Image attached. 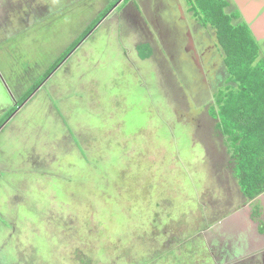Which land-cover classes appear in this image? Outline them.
Returning a JSON list of instances; mask_svg holds the SVG:
<instances>
[{"label": "rangeland", "instance_id": "obj_1", "mask_svg": "<svg viewBox=\"0 0 264 264\" xmlns=\"http://www.w3.org/2000/svg\"><path fill=\"white\" fill-rule=\"evenodd\" d=\"M5 1L6 14L0 10V121L15 111L0 129L1 169L8 170L0 179V217L10 225L0 229V264H103L104 259V264H129L145 252L149 256L158 246L149 236L168 227L177 239L174 249L201 233L217 261L212 248L218 239L211 241L217 236L202 231L200 206L207 219L213 208L221 213L216 218L223 219L221 224L209 218L211 229L251 240V248L216 264H253L263 256L260 223L238 206L231 186L219 187V178L205 170L207 159L215 162L209 145L215 130L208 115L199 122L198 111L187 113L181 95L185 88L177 74L171 75L169 63L160 64L166 60H143L146 48L135 44L140 32L132 21L118 24L113 13L102 17L116 9L118 0ZM19 5L42 12H27L28 20H20ZM134 15L132 10L131 20ZM194 18L192 35L197 48L205 46L204 53L207 40L216 36ZM157 21L159 26L168 23L165 15ZM91 28L92 35L72 50ZM173 39L168 34L163 41ZM66 53L33 100L20 105ZM221 53L218 68L216 52L209 62L213 69L203 71L211 88L206 114L215 106L214 94L227 86ZM190 69L202 75L195 64ZM57 176L67 179L53 181ZM208 195L219 199L215 205H209ZM190 207L194 212L186 211ZM66 212L72 213L68 221L61 216ZM161 220L164 227L157 229ZM235 221L240 223L234 228ZM68 223L76 230L66 228ZM232 241L227 253L234 252L237 242ZM188 249L184 245L181 251ZM162 264L176 263L169 258ZM178 264H202V258Z\"/></svg>", "mask_w": 264, "mask_h": 264}, {"label": "trees", "instance_id": "obj_2", "mask_svg": "<svg viewBox=\"0 0 264 264\" xmlns=\"http://www.w3.org/2000/svg\"><path fill=\"white\" fill-rule=\"evenodd\" d=\"M186 2L193 17L201 21L205 29H211L215 33L217 44L224 54L223 61L228 73L227 86L216 93L215 106L211 108L212 110L209 109L211 110V114L208 112L209 121L213 124L211 126H214L215 130V132H212V137H210L209 142L212 143L209 145L213 149V152H215V162L210 161L209 163V159H207L210 170L206 167L205 170L208 171L207 175L213 172V174L219 178L216 185H219V187L223 189H226L227 186H231V188L235 190L234 198L238 197L240 200L238 206L246 207L245 211L247 217H252L251 219L254 220V222L260 223L259 229L257 228L259 231L258 233L264 234V206L262 204V200L264 199V61H260L259 47L246 25L236 24L238 15L227 13V0H186ZM109 11L110 10L106 11L102 17L105 18L108 16ZM21 15L22 18L20 20L25 16L23 14ZM92 32L93 30L91 28L82 39L86 40ZM82 39L73 46L72 50L76 46L78 49L82 44ZM69 52H71V50ZM68 53H66L54 68L49 71L45 76L46 78H43V82L41 81L40 83H35L36 85L34 84V87L30 90L31 93L28 95L26 93L27 96H23L24 99L22 98L23 101L20 102V105L22 104L23 106L28 101H31L37 91H40L38 90L40 89V85L44 84L50 74L62 64ZM14 111L15 109L12 110V113ZM212 113L214 116H212ZM11 114L0 121V129L4 128V126L11 121L13 116V114ZM74 146L75 148L77 147L76 144ZM214 149H216V151H214ZM218 149L220 150L219 152H221L220 154L216 153ZM206 150L209 152L207 147ZM85 151L81 147L82 155H88L87 157H89V152ZM76 153H79L78 148H76ZM83 157L81 156L82 159ZM222 161H224V164L219 166L218 163ZM2 163L5 164L3 161L0 162V179L3 178L1 175L8 171H2L1 166H4ZM55 179L64 180L67 179V177L57 176L52 178L53 181ZM68 180L70 181L69 178ZM209 185L210 182L206 185L205 190H207V186ZM52 188H54L53 185ZM205 197L212 199L211 202L209 201V205H215L216 201L219 200H215L211 195ZM183 199L185 198L182 197V200ZM190 208L191 209L187 208L186 211L193 209V207ZM181 209L177 212L182 211ZM174 210L171 209V212L175 213ZM198 210L201 211V214L205 217L204 220L202 218V231L206 230L211 233L212 236H217V238H211V241L213 239H218L216 243L213 241L214 248H212L216 254L215 257L217 261L222 263V260H227L229 255V258L233 259L236 257V255H234L236 252L240 254L245 250V247L238 241L233 247L234 252L228 251L229 253H227L225 251L226 248H228L227 245L236 237L237 233H235V235H229V233H221L223 229H211L214 224L210 225L209 218H211L210 221L213 222L217 220L216 218L218 216H221L220 211L217 209H211L214 214L208 219L207 213H205L201 206L200 209L198 207ZM192 212H194V210H192ZM66 213L67 215L61 216H65L66 218L64 219L68 221L72 213ZM183 215L184 214H182V216ZM160 218L162 217H158V219ZM257 218L258 221H255ZM171 220L170 216L169 221ZM5 221V219L0 217V229L3 228L5 230L7 226H10ZM217 221L221 224L223 219L219 218ZM172 222L174 225V220H172ZM170 224L171 222L168 223L169 226ZM174 226L175 228H180L176 225ZM163 227L164 223L161 220L159 226L156 228L160 229ZM66 228L76 230L70 223L66 225ZM161 231V233H151L149 236L152 241L158 243V246L152 248V252L149 253V256L147 255L148 252H145L146 255L144 257L132 262L130 260L129 264H162V262L169 260V258L171 261L178 264L179 261L186 263L193 257L195 259L199 256L202 258V264L217 263L210 252L208 240L204 235L198 236L201 233H195V237L192 239L189 237L188 239L190 241L185 240V242H187H184L185 244H183V246L186 245V247L189 248V252H182V245L179 247L175 246V249L173 248L174 246L172 243L176 241L175 245H177V239L170 236L169 227ZM193 235L194 233L192 236ZM211 235L209 236L211 237ZM206 237L208 238V236ZM210 237L208 238L209 240ZM8 240V237H6L5 242L7 243ZM193 250H195L197 254L194 253ZM263 259L264 254L263 256L259 255L256 262H253V264H263ZM101 262L104 264L106 259L101 260Z\"/></svg>", "mask_w": 264, "mask_h": 264}, {"label": "flooded vegetation", "instance_id": "obj_3", "mask_svg": "<svg viewBox=\"0 0 264 264\" xmlns=\"http://www.w3.org/2000/svg\"><path fill=\"white\" fill-rule=\"evenodd\" d=\"M139 1H141V0H139ZM7 2L8 1L4 2V0L2 2H0V10L4 11V14H6V11L8 9L7 5L5 6V4ZM143 3H144L143 8L147 7L145 2H143ZM134 5L135 4L130 2V1L125 5V8H124L125 10H123V12L121 14V16L123 15V18L125 20L132 21L130 16H129V13L132 11V9H133V11L136 10L134 8L135 7ZM158 6H159V11L161 12L160 14L163 15V13L166 12L165 7L163 5H158ZM19 10L23 15H25L24 19L26 21L28 20L27 19L28 15H36V14L38 15L40 12H42V10H39V9L37 10V7H33L30 5H25V7L24 6L22 7L21 5H19ZM35 10H37V11H35ZM144 10H149V8H145ZM153 11L155 12L156 10L153 9ZM27 12H28V15H27ZM157 14L158 13L156 12L155 15H157ZM189 14H192V13L189 12ZM165 15L168 18V23L164 26H159L158 21H156V19H151V17H146V19L148 20V25H150L151 29H153V31L156 33L157 39L159 40V42L161 44L160 48L156 47V53H157V51H159V49L161 50V48L163 50H165V52L167 53L168 60L170 61V63H169L170 68L169 69L171 71V75L173 76L174 73L177 74L180 77V81L183 83V88H185V90L182 91V94L180 93L183 97V100L185 101V103L183 105L187 107L186 111L189 114H191V110L195 109L196 113L198 111L199 112V114H198L199 122H201V120H202L201 115L203 117L208 115L205 113L208 109V107H207L208 106V104H207V100H208L207 99L208 98L207 92H209V90L211 89L210 84L208 83L209 80H207V76H206L205 72H203V71H205L206 68L208 69V72L213 69L212 66L214 64L209 65V62L212 61V57L216 56V52H217V56H218L217 58L218 59L215 61L216 65H214V66H216V68H218L219 60H220V57L222 54L221 53L222 50H221L220 46L217 44V39L216 38L213 39L214 36H212L213 38H211V40L210 39L207 40V44H206L207 46H206L205 52L202 53L204 51L205 46L200 44V46L197 48V44H196V42L193 38V35H192L191 24L189 23V27L187 30H183L182 26L175 21V18L174 19L171 18V17H174V15L168 16L167 13ZM127 18H129V19H127ZM140 19L141 18L138 19L137 17H136V19H133V23L137 24L136 27H137V29H139L140 35L136 38V40H135V38H132V40H135V41L140 40L141 41L142 39H144V41L143 40L142 41L146 42V43H149L150 40L154 41L152 33L149 34V33L145 32L146 29H148V28H146L147 22L145 21V23H144ZM8 21H9V17L7 18V23H8ZM170 24H172V25H170ZM201 26H202V24H201ZM143 28H145V29H143ZM176 29H179L182 31V32H177L178 36H176V34L173 33V31L175 32ZM168 34H170L171 37H174V39L172 41H170V40L169 41H163L164 35H168ZM187 41H188V47L185 49V43ZM181 43H183L182 50H181V46L179 45ZM165 46H166V49H165ZM200 56H201V58H200ZM202 59H204L205 66L203 65ZM156 60L163 61V60H165V58L163 57L162 54L160 55V53L158 52V54H155V62H156ZM166 63H168V62L164 61L160 64L165 65ZM210 63H213V62H210ZM192 64L193 65L195 64V67H197L200 71H202V75L200 77L197 75L195 69H193V72L191 71L190 66ZM208 65H209V67H207ZM196 86H198V87H196ZM215 95H216V93L214 94V100H216ZM214 102H212V105ZM200 103L202 105H205V106L201 108V106H199ZM184 117L186 118L185 115H184ZM199 122H197V123H199ZM193 126H195V125H193ZM210 137H212V136H210ZM210 148H211V146H210ZM211 152L213 153V156H214L215 152H213L212 148H211ZM223 164H224V161L218 163L219 166H222ZM250 203H252V202H250ZM248 205H250V204H248ZM239 223L240 222L235 221V223H233L234 228ZM244 236L245 235H242V237L240 239L238 236V233H237L236 237L233 238V240L236 241L237 243L239 241L245 248L249 249L252 247V244L249 242L251 240L245 238L246 236L245 237ZM232 242L233 241L229 242V244L227 245L228 249L232 247ZM252 243H254V241H252Z\"/></svg>", "mask_w": 264, "mask_h": 264}, {"label": "crops", "instance_id": "obj_4", "mask_svg": "<svg viewBox=\"0 0 264 264\" xmlns=\"http://www.w3.org/2000/svg\"><path fill=\"white\" fill-rule=\"evenodd\" d=\"M138 1V2H137ZM142 1V2H141ZM132 0L130 2L134 3L137 2L136 5H134L135 9L134 10V19L136 17L140 20H142L144 23L145 21L147 22V27L146 33H149L153 35V40H150L149 43L143 42L142 40H137L135 44L140 45L141 47L143 46L145 52L143 53V60H152L155 58V54L160 53L162 54L165 60L170 63L168 60V55L167 53L161 48L159 51L156 53V47H161V44L159 40L157 39L156 33L151 29V26L148 25V20L146 17H151V19H156L160 18L162 14L159 11V6L158 5H163L166 9V12L163 13V16L167 13L168 16L174 15L175 21L180 18V24L182 26L183 30H187L189 27V23L191 19L193 18V14H189L190 8L188 7V4L186 0H162L160 4V0ZM147 5L145 8H149V10H144L143 8L144 3ZM228 5H227V13L229 14H234L238 15V18L236 20V24H244L246 25L247 29L250 31L251 35L254 38V41L259 47V59L260 61H264V0H227ZM169 7V8H168ZM158 8V9H157ZM153 9L156 11L154 12ZM125 10V9H124ZM133 10V9H132ZM151 10V11H150ZM158 13L155 15V13ZM153 14V15H152ZM166 16V15H165ZM114 19L117 18L118 24L122 23L125 21L123 18V15L121 16L120 13H116L114 16ZM117 19L115 20L117 22ZM168 19V18H167ZM13 20V18H11ZM10 20V21H11ZM117 24V25H118ZM10 25L12 26V22H10ZM132 25H134L133 20H132ZM137 24L135 23V26ZM146 25V24H145ZM3 29V27L1 26ZM145 29V28H143ZM139 30V29H138ZM130 41L134 42V40L129 39ZM140 46H137L140 47Z\"/></svg>", "mask_w": 264, "mask_h": 264}, {"label": "clouds", "instance_id": "obj_5", "mask_svg": "<svg viewBox=\"0 0 264 264\" xmlns=\"http://www.w3.org/2000/svg\"><path fill=\"white\" fill-rule=\"evenodd\" d=\"M129 1H132V0H129ZM129 1H126V0H119V3H117L118 5H116V9L115 10H110V14H108V16H110L112 13V15H115L116 14V12L117 13H119L121 10H123L124 8H125V5L129 2ZM124 5V6H123ZM122 8V9H121ZM111 15V16H112ZM107 17V16H106ZM105 17V18H106ZM104 18V19H105ZM117 18H115V20H116ZM112 20H114L113 18H112ZM92 35V33L91 34H89V36L87 37V39L90 37ZM83 41H85V39L83 40ZM82 41V42H83Z\"/></svg>", "mask_w": 264, "mask_h": 264}]
</instances>
